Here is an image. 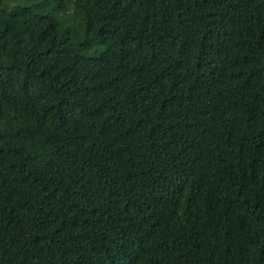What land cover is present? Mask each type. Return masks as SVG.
I'll return each mask as SVG.
<instances>
[{
	"label": "trees",
	"instance_id": "16d2710c",
	"mask_svg": "<svg viewBox=\"0 0 264 264\" xmlns=\"http://www.w3.org/2000/svg\"><path fill=\"white\" fill-rule=\"evenodd\" d=\"M0 264H264V0H0Z\"/></svg>",
	"mask_w": 264,
	"mask_h": 264
}]
</instances>
